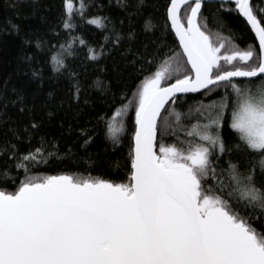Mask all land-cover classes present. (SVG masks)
I'll use <instances>...</instances> for the list:
<instances>
[{
    "label": "trees",
    "instance_id": "16d2710c",
    "mask_svg": "<svg viewBox=\"0 0 264 264\" xmlns=\"http://www.w3.org/2000/svg\"><path fill=\"white\" fill-rule=\"evenodd\" d=\"M253 2L256 9L264 8V0ZM74 3H83V12H75L73 27L66 29L65 0H0V191L14 193L28 177L58 175L128 183L143 81L165 60L184 68L166 84L191 75L167 20L170 0ZM189 13V5L181 11L182 17ZM96 18L101 27L88 22ZM200 18L214 37H229L239 50L251 48L259 55L235 4H203ZM182 22L186 25V19ZM233 82L252 95L264 89V76ZM238 103L227 84L174 99L158 120L155 151L161 144L186 150L204 143L187 132L219 115L220 127L209 131L219 133L227 150L212 149L215 177L205 187L264 232L259 207L240 201L233 191V172L251 174L255 187L264 191V152L249 149L230 128ZM118 110L122 115L113 119ZM110 126L118 129L114 135Z\"/></svg>",
    "mask_w": 264,
    "mask_h": 264
},
{
    "label": "snow or ice",
    "instance_id": "6c2138e0",
    "mask_svg": "<svg viewBox=\"0 0 264 264\" xmlns=\"http://www.w3.org/2000/svg\"><path fill=\"white\" fill-rule=\"evenodd\" d=\"M232 2L254 31L259 55L251 48L239 50L229 37L205 31L203 0H170L168 19L193 75L166 84L184 68L165 60L143 81L129 182L28 177L14 193L0 191V264H264V232L211 186L205 187L215 177L212 149L227 150L219 133L209 131L220 127V116L187 132L204 143L186 150L161 144L154 151L158 118L177 93L224 83L239 98L230 128L249 149L264 152V89L252 95L233 82L235 77L264 76V8L256 9L253 0ZM185 5L190 13L182 17ZM83 7L81 3L76 9L74 0H65L66 29L73 27L71 17ZM88 22L102 26L99 20ZM121 115L118 110L113 119ZM109 131L114 135L118 129L110 126ZM30 158L35 159L24 157ZM231 179L239 200L259 207L264 216V191L255 187L253 176L233 172Z\"/></svg>",
    "mask_w": 264,
    "mask_h": 264
},
{
    "label": "water",
    "instance_id": "95a60500",
    "mask_svg": "<svg viewBox=\"0 0 264 264\" xmlns=\"http://www.w3.org/2000/svg\"><path fill=\"white\" fill-rule=\"evenodd\" d=\"M221 3H224V4H234V3L232 2V0H203V4H221ZM169 5H170V4H169ZM186 6H188V5L183 6L182 9H181V11H182L183 8H185ZM168 7H169V6H168ZM237 12H238V11H237ZM238 14H239V13H238ZM239 15H240V14H239ZM240 16H241V15H240ZM241 18L243 19V21H244L245 24L247 25L248 29L250 30V32H251V34H252V36H253V38H254L256 44H257V48H258V50H259V42H258V39H257V37H256V35H255V33H254V31H252L251 26L247 23L246 18H244L243 16H241ZM167 20H168V23H169V26H170L171 32H172V34H173V36H174V38H175V40H176V42H177V44H178V47H179V49H180V51L182 52V55H183V51H182V49H181V47H180L179 39L177 38V36H176L174 30H173L172 27H171V22H170L169 19H168V14H167ZM183 57H184V59H185V61H186V64H187V57L184 56V55H183ZM187 66H188V68H189V70H190V72H191V67H190V65L187 64ZM191 75H193L192 72H191ZM260 77H261V76H260ZM260 77L251 78V79H249V78H242V77H235V78H233V81L255 80V79H258V78H260ZM222 84H224V83H222ZM212 87H214V86H212ZM212 87H210V89H211ZM207 90H209V89H202V90L199 91V92L177 93L174 99L179 98V97H183V96H197V95L202 94L203 92H205V91H207ZM170 103H171V101H170V102L165 106V108L161 111V115H162V113L164 112V110L167 108V106H168ZM161 115H160V116H161ZM159 118H160V117H159ZM159 118H158V120H159ZM157 123H158V121H157ZM135 130H136V127H135ZM134 133H135V132H134ZM133 137H134V136H133ZM156 139H157V136H156ZM155 143H156V142H155ZM133 147H134V140H133ZM154 151H155V149H154ZM132 153H133V149H132Z\"/></svg>",
    "mask_w": 264,
    "mask_h": 264
},
{
    "label": "rangeland",
    "instance_id": "374dc122",
    "mask_svg": "<svg viewBox=\"0 0 264 264\" xmlns=\"http://www.w3.org/2000/svg\"><path fill=\"white\" fill-rule=\"evenodd\" d=\"M80 5H81L80 3H79V4H75V3H74V7H75L76 9H79V8H80ZM91 20H94V19H91ZM95 20H99V21H100V19H97V18H96ZM89 21H90V20H89ZM91 24H92V23H91ZM93 25L97 26L96 24H93ZM231 122H232V121H231Z\"/></svg>",
    "mask_w": 264,
    "mask_h": 264
}]
</instances>
